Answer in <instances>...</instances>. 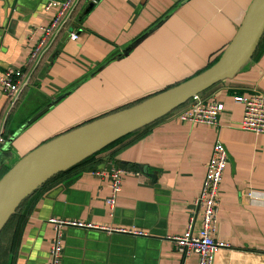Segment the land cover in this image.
Here are the masks:
<instances>
[{
  "label": "crops",
  "instance_id": "1",
  "mask_svg": "<svg viewBox=\"0 0 264 264\" xmlns=\"http://www.w3.org/2000/svg\"><path fill=\"white\" fill-rule=\"evenodd\" d=\"M253 1L98 0L84 19L88 4L76 11L31 63L41 29L52 23L55 13L46 12L42 0H0V71L19 70L29 80L14 109L0 87V163L4 160L10 169L61 135L205 72L231 44ZM72 33L78 40L70 39ZM118 48L120 57L114 56ZM253 57L234 78L203 95L225 106L218 127L181 123L174 112L114 160L117 148L97 157V169L124 171L113 213L106 203L112 195L110 179L94 176L92 170L35 196L27 205L33 208L15 264H48L52 217L148 234L69 228L64 231L63 264H198L196 255L182 257L172 238L187 230L218 141L229 160L220 187L216 236L230 248L217 254L215 264H264V135L242 130L244 108L234 102L237 95L264 96V51L258 60ZM128 63L135 67L127 68ZM99 66L87 77L89 69ZM28 98L27 118L17 119L15 112Z\"/></svg>",
  "mask_w": 264,
  "mask_h": 264
},
{
  "label": "built area",
  "instance_id": "2",
  "mask_svg": "<svg viewBox=\"0 0 264 264\" xmlns=\"http://www.w3.org/2000/svg\"><path fill=\"white\" fill-rule=\"evenodd\" d=\"M46 12L54 11L52 23L42 28L43 35L31 55V63L39 60L42 53L56 39L61 31L66 29L72 21L79 5L83 0H42ZM98 0H85L86 4H96ZM77 33H72L70 39L78 40ZM29 84L22 71L8 69L0 71V87L3 94L10 100V107L19 102L24 90ZM234 102L242 105L244 116L242 130L264 135V96L260 94L237 95ZM225 106L216 99H207L203 94L194 96L181 110L175 112L176 119L192 126L202 125L216 128L219 126V117L224 112ZM0 138V144L3 143ZM229 153L225 145L217 142L212 151V156L206 165L205 181L200 195L195 201V209L190 218L186 232L179 237H173L177 252L182 257L196 255L198 264H215L217 254L230 245L217 240V217L220 205V187L224 172L227 169ZM94 176L107 177L110 179L112 195L106 203L112 213L116 207L117 197L122 192L124 171L118 168H102L93 172ZM201 214V222L198 224V216ZM53 227L54 238L51 245L48 264H63L64 259V231L69 228L92 230L103 228L108 234H124L131 236H147L140 229H129L119 226L98 227L96 224L81 220L52 217L48 220Z\"/></svg>",
  "mask_w": 264,
  "mask_h": 264
},
{
  "label": "water",
  "instance_id": "3",
  "mask_svg": "<svg viewBox=\"0 0 264 264\" xmlns=\"http://www.w3.org/2000/svg\"><path fill=\"white\" fill-rule=\"evenodd\" d=\"M91 4L85 11L89 13ZM264 34V0H254L231 44L219 61L205 72L132 107L88 123L61 135L30 152L0 180V214L15 191L29 178L42 179L12 208L0 225V233L20 205L53 177L67 171L117 140L144 129L187 104L194 96L224 80L234 78L252 59Z\"/></svg>",
  "mask_w": 264,
  "mask_h": 264
},
{
  "label": "trees",
  "instance_id": "4",
  "mask_svg": "<svg viewBox=\"0 0 264 264\" xmlns=\"http://www.w3.org/2000/svg\"><path fill=\"white\" fill-rule=\"evenodd\" d=\"M85 5H86L85 0H83L77 9V12L78 11L80 12L83 9V7H85ZM89 6H90V4L87 5V7H89ZM85 11H86V9L84 11H82V13L84 12L81 16L82 19H84L85 16L87 15V14H85ZM263 51H264V38L262 39L259 47L257 48L253 59L258 60L263 55ZM222 54L223 53H221L207 67V69L212 67L215 63H217L219 61L220 57L222 56ZM216 86L217 85H215L212 88L205 91L203 93V95H205L207 92L214 89ZM130 107H132V106H130ZM181 108L177 109L174 112L181 110ZM174 112H172L169 115L174 114ZM164 118H162V119H164ZM162 119H160L158 122H156L150 126L145 127L144 129L135 131L134 133H131V134L117 140L116 142L110 144L109 146H107L106 148L101 150L100 152L86 158L85 160H83L79 164L75 165L74 167L68 169L67 171L60 173L59 175L55 176L50 182L46 183L43 189H41L40 191H37L32 197H30L25 202H23L22 205L17 209L16 213L11 217V219L9 220L7 225L4 227V229L0 233V264H15L16 259H17V255H18V251H19V247H20V243L22 240V236H23L24 230L28 224V221H29L28 219H29L30 214H31V209L33 208V206H31L32 208L29 207L27 209V205L31 202V200L35 196H38L41 191H45L48 188H50L51 186L63 184V183H66L68 181L70 182V181L76 179L77 177H79L83 172H86L89 170L90 171L91 170L92 171L97 170L96 165L100 164V162L95 163V161L97 160V157L102 153H105L107 151H110V150L117 148L118 150L116 149V151H114L113 154L111 155V160H114L115 156H117V154H119L122 150L126 149L127 147L132 146L134 143H136L137 141H139L140 139L145 137L146 134L148 133L149 129L152 126H154L155 124L161 122ZM0 164H1V167H0V180H1L3 178V176L11 168L8 169V167H6L4 165V160H2ZM129 167H130L129 169H131V170H138L137 167H132L130 165H129Z\"/></svg>",
  "mask_w": 264,
  "mask_h": 264
},
{
  "label": "bare ground",
  "instance_id": "5",
  "mask_svg": "<svg viewBox=\"0 0 264 264\" xmlns=\"http://www.w3.org/2000/svg\"><path fill=\"white\" fill-rule=\"evenodd\" d=\"M42 174H38L36 176H33L31 178H29V181L27 183H25L23 186L24 188H22L20 191H15L12 194V197L6 201V203L4 204L1 214H0V225L7 219L9 213L11 212L12 208L15 206V204L17 203V201L20 199L19 196L21 195L24 196L27 192H29L33 187L36 186V184L42 179Z\"/></svg>",
  "mask_w": 264,
  "mask_h": 264
},
{
  "label": "rangeland",
  "instance_id": "6",
  "mask_svg": "<svg viewBox=\"0 0 264 264\" xmlns=\"http://www.w3.org/2000/svg\"><path fill=\"white\" fill-rule=\"evenodd\" d=\"M250 6H251V5H250ZM83 13H84V12H83ZM131 45H132V44H131ZM131 45H128V47L124 48V51H122V52L127 51V49L131 47ZM122 52L120 53V50H119V48H118V49H116V51L114 52L115 55H114V54H113V55L116 56V55L118 54V57H120L121 54H123ZM116 58H117V57H116ZM116 61H121V60H120V58H117ZM126 67H127V68H134L135 65H134V64H131V63H128V64H126ZM100 69H101L100 66H99L97 69H96V68L89 69V71H88V76H87V77L92 76L97 70H100ZM132 73H133V70H132ZM82 82H83V80L80 81L79 83H77L76 86H78V85H79L80 83H82ZM29 101H30V98H28V100L26 101L25 104H23L21 107H19V108L17 109V111H16L15 114H14V116L17 117V119L21 118L22 116L25 117V118H27V114H26V112H25V108H26V106L28 105ZM18 135H19V134H17V135L15 136V138H17ZM15 138H13V141H14ZM11 143H12V142H11ZM204 181H205V180H204Z\"/></svg>",
  "mask_w": 264,
  "mask_h": 264
}]
</instances>
